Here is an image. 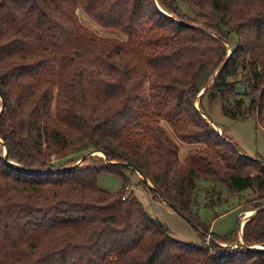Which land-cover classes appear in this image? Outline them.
<instances>
[{"label":"trees","instance_id":"1","mask_svg":"<svg viewBox=\"0 0 264 264\" xmlns=\"http://www.w3.org/2000/svg\"><path fill=\"white\" fill-rule=\"evenodd\" d=\"M78 8L127 39L85 29ZM240 70L243 93L231 80ZM0 91V264H264V250L235 247L241 229L245 245L264 247V158L214 129L203 105L223 99L226 117L264 129V0H0ZM163 120L205 149L181 160ZM86 142L108 161L51 162ZM126 162L205 237L197 178L251 189L242 212L256 213L208 245L180 241L136 195L122 198L137 173ZM102 171L122 189L99 187Z\"/></svg>","mask_w":264,"mask_h":264},{"label":"rangeland","instance_id":"2","mask_svg":"<svg viewBox=\"0 0 264 264\" xmlns=\"http://www.w3.org/2000/svg\"><path fill=\"white\" fill-rule=\"evenodd\" d=\"M183 7L187 12L188 18L197 20L198 17L194 10L185 4ZM197 14H201V11H198ZM76 15L79 23L85 29L100 37L122 40L127 39V36L122 34L119 30L105 28L99 25L95 20L90 18L82 8H78ZM232 39V43H234L236 41L235 34ZM232 43H226V46L229 49L228 54H230L232 49ZM244 78L245 73L243 70H240L238 75L231 79L239 82L236 84V91L240 93H243L246 89V82ZM239 98L240 96L229 97V103H227V106L234 107L236 105V100ZM245 101L246 103H249V99H246ZM224 103L225 100L223 99L211 100L209 96H205L203 98L204 108L208 111L209 116L211 117V121H209V123L214 127V129L219 131V133H224L232 139V141L235 142L237 146L247 155L253 157L260 154L264 158V129L256 123L254 117L239 121H234L226 117L222 113V104ZM196 105L197 107L200 106L199 101L196 102ZM161 124L168 135L177 144L183 142L176 136L173 128L166 121H161ZM187 144H199L197 148L191 150H202L206 147L204 143ZM178 146L179 158L184 160L191 150L188 151L184 158H181L180 145L178 144ZM91 148V142H86L72 151L63 153L57 157L52 156L51 162L55 165H60L67 161L77 163L81 158L92 151ZM96 157H101V155L98 154V156H95V159ZM251 172L253 173L254 171ZM126 173L129 177L128 187H130V189L128 191L126 190L127 192H125L124 195H127V197L130 194L136 195L142 202L146 211L152 217L163 222L169 228L171 236L180 241L194 243L203 242L208 245L211 241L210 235H212V232L219 236L229 234L238 230V224L241 217L243 220L242 222L245 223L248 218L247 216L251 215V212L249 211L243 212L241 215L243 210L242 205L254 197V193L251 189L238 193L230 189L227 184L216 179L204 177L197 178L196 189L194 191L193 209L197 213L196 217L198 222L208 229V235L205 237L200 229H197L196 226L187 221L167 202L155 197L151 188L144 181H142L139 174L132 173L131 171H127ZM123 183V178L118 174L102 171L98 175L99 187L113 193L120 191Z\"/></svg>","mask_w":264,"mask_h":264},{"label":"water","instance_id":"3","mask_svg":"<svg viewBox=\"0 0 264 264\" xmlns=\"http://www.w3.org/2000/svg\"><path fill=\"white\" fill-rule=\"evenodd\" d=\"M230 53H232V50L230 51ZM218 73V72H217ZM217 73L215 74V75H217ZM203 92H201V94H202ZM201 94L199 95V96H201ZM0 98H1V100L3 101V95H2V93H1V91H0ZM3 108H4V103H3V105H2V108H1V110H0V112H2V110H3ZM215 124V123H214ZM0 141L2 142V140L0 139ZM7 152H8V149H7V147L5 146V156L7 155ZM99 152L100 153H102V157H104V159L106 160V161H108V158H107V156H106V154L103 152V151H101V150H92V151H90L88 154H86L83 158H81L76 164H74V165H72V166H65V167H63V169H71V168H74V167H76V166H78V165H81L82 164V162L88 157V156H90V155H98L99 154ZM123 165H125V166H127V167H130V168H133V169H135L136 170V172L141 176V178L144 180V182L150 187V188H154L153 187V185H152V183H150V181L140 172V170H138L131 162H126V163H122ZM157 194L159 195V197L163 200V198L161 197V195H160V193L159 192H157ZM164 201V200H163ZM169 204V203H168ZM171 207H173L171 204H169ZM174 208V207H173ZM262 208H264V206L262 207ZM261 208V209H262ZM256 213V211L255 212H253V214H255ZM252 214V215H253ZM187 221H189L190 223H192L194 226H196L194 223H193V221L189 218V217H187V216H185V215H182ZM249 218V217H248ZM247 218V219H248ZM246 219V220H247ZM197 227V226H196ZM197 229H198V227H197ZM240 239H241V243H239V244H237V245H235V247H237V246H242V247H245L246 249H252V250H255V249H261V250H264V247H262V246H247V245H245V243L243 242V238H242V229H241V232H240ZM222 245H224V246H227V244H222Z\"/></svg>","mask_w":264,"mask_h":264},{"label":"crops","instance_id":"4","mask_svg":"<svg viewBox=\"0 0 264 264\" xmlns=\"http://www.w3.org/2000/svg\"><path fill=\"white\" fill-rule=\"evenodd\" d=\"M178 144L180 145V149H181V151H180V157L181 158H184L187 155L189 150L197 148V146L199 145V144H187V143H183V142H180ZM242 213L243 212H241V215H242ZM241 219H242V217H241ZM243 225H244V223H242L241 227H243Z\"/></svg>","mask_w":264,"mask_h":264},{"label":"built area","instance_id":"5","mask_svg":"<svg viewBox=\"0 0 264 264\" xmlns=\"http://www.w3.org/2000/svg\"><path fill=\"white\" fill-rule=\"evenodd\" d=\"M129 189H130V187L127 186V187H126V190L128 191ZM127 191H126V192H127ZM122 198H123V199H126V198H127V195H124Z\"/></svg>","mask_w":264,"mask_h":264},{"label":"bare ground","instance_id":"6","mask_svg":"<svg viewBox=\"0 0 264 264\" xmlns=\"http://www.w3.org/2000/svg\"><path fill=\"white\" fill-rule=\"evenodd\" d=\"M99 154L102 155V153H100V152H99ZM249 212H251V215H249V216H247V217H250V216H252V214H253L252 211H249ZM242 221H243V220H242ZM242 223H243V222H242Z\"/></svg>","mask_w":264,"mask_h":264}]
</instances>
